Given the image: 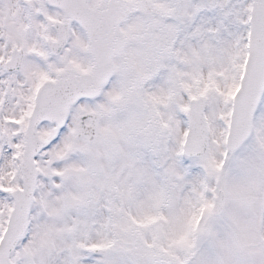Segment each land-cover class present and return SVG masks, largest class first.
Listing matches in <instances>:
<instances>
[{"label":"snow or ice","instance_id":"6c2138e0","mask_svg":"<svg viewBox=\"0 0 264 264\" xmlns=\"http://www.w3.org/2000/svg\"><path fill=\"white\" fill-rule=\"evenodd\" d=\"M0 264H264V0H0Z\"/></svg>","mask_w":264,"mask_h":264}]
</instances>
